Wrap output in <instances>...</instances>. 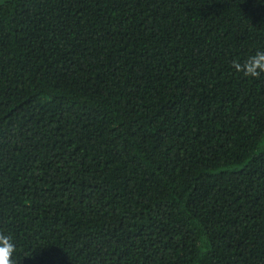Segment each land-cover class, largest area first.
Wrapping results in <instances>:
<instances>
[{"label":"trees","instance_id":"16d2710c","mask_svg":"<svg viewBox=\"0 0 264 264\" xmlns=\"http://www.w3.org/2000/svg\"><path fill=\"white\" fill-rule=\"evenodd\" d=\"M264 0L0 2V232L16 264H264Z\"/></svg>","mask_w":264,"mask_h":264},{"label":"clouds","instance_id":"9594fccd","mask_svg":"<svg viewBox=\"0 0 264 264\" xmlns=\"http://www.w3.org/2000/svg\"><path fill=\"white\" fill-rule=\"evenodd\" d=\"M236 71L242 72L247 77L259 78L264 74V51H256L249 56L243 64L239 61L233 62ZM17 247L10 235L0 232V264H16L13 259Z\"/></svg>","mask_w":264,"mask_h":264},{"label":"rangeland","instance_id":"374dc122","mask_svg":"<svg viewBox=\"0 0 264 264\" xmlns=\"http://www.w3.org/2000/svg\"><path fill=\"white\" fill-rule=\"evenodd\" d=\"M4 0H0V2H3Z\"/></svg>","mask_w":264,"mask_h":264}]
</instances>
